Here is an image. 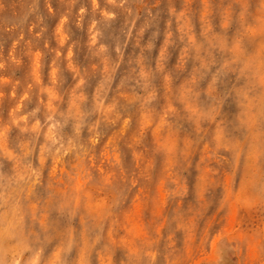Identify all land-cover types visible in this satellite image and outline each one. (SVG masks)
<instances>
[{
    "label": "rangeland",
    "instance_id": "obj_1",
    "mask_svg": "<svg viewBox=\"0 0 264 264\" xmlns=\"http://www.w3.org/2000/svg\"><path fill=\"white\" fill-rule=\"evenodd\" d=\"M0 264H264V0H0Z\"/></svg>",
    "mask_w": 264,
    "mask_h": 264
},
{
    "label": "bare ground",
    "instance_id": "obj_2",
    "mask_svg": "<svg viewBox=\"0 0 264 264\" xmlns=\"http://www.w3.org/2000/svg\"><path fill=\"white\" fill-rule=\"evenodd\" d=\"M2 1V0H1ZM172 1V0H171ZM158 9V8H157ZM162 34V33H161ZM152 37V36H149ZM139 49V48H138ZM137 49V50H138ZM158 50V49H157ZM144 52V51H143ZM130 55V54H129ZM148 55V54H147ZM140 67V66H139ZM186 68V67H185ZM229 69V68H228ZM156 71V70H155ZM155 76V75H154ZM183 76V75H182ZM17 80V79H16ZM153 89V88H152ZM162 97V96H161ZM233 98V97H232ZM63 101V100H62ZM57 102V101H56ZM141 105V104H140ZM162 106V105H161ZM39 110V109H38ZM139 110V109H138ZM32 113V112H31ZM37 115V114H36ZM105 115V114H104ZM48 117V116H47ZM50 119V118H49ZM92 119V118H91ZM95 119V118H94ZM212 123V122H211ZM104 124V123H103ZM230 126V125H229ZM73 127V126H72ZM24 131V130H23ZM55 131V130H54ZM89 135V134H88ZM74 136V135H73ZM79 146V145H78ZM67 148V147H66ZM66 150V149H65ZM2 152V151H1ZM12 161V160H11ZM20 168V167H19ZM33 168V167H32ZM30 170V169H29ZM8 172V171H7ZM32 172V171H31ZM32 174V173H31ZM5 177V176H4ZM14 179V178H13ZM4 209V208H3ZM16 215V214H15ZM18 218V217H17Z\"/></svg>",
    "mask_w": 264,
    "mask_h": 264
}]
</instances>
